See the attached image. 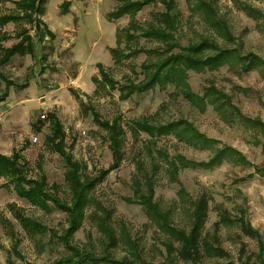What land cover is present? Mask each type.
Masks as SVG:
<instances>
[{
	"label": "rangeland",
	"instance_id": "obj_1",
	"mask_svg": "<svg viewBox=\"0 0 264 264\" xmlns=\"http://www.w3.org/2000/svg\"><path fill=\"white\" fill-rule=\"evenodd\" d=\"M63 1L46 0L43 12L34 15L41 22L42 32L43 26L53 32L52 38L45 35L40 40L34 23L26 20L9 22L1 27L8 38H0V45L10 47L17 43L20 40L17 33L27 29L34 41V53L15 55L7 65L0 67V71L14 83L8 88L7 97L0 102V153L8 156L14 149L20 150L27 164L28 177L45 174L49 184L61 186L59 197L68 199L64 162L45 142V137L51 133L48 113H55L61 122L67 151L86 166L85 173L92 175L108 168L112 158L107 133L93 121L88 109L95 110L102 120L107 121L120 115L126 133L123 160L98 183L94 197L112 211L111 223L118 237L124 234L135 242L137 251L147 262L168 263L162 245L163 235L140 205L126 200L133 194L131 177L135 172V159L139 151L144 155L140 144L148 139L142 133L139 142L133 141L128 122L149 115L158 123L186 119L207 137L218 140L220 145L234 147L250 163L258 166L264 163V137L257 136V139L254 131L237 118L223 119L209 103L200 110L183 95L175 93L171 85L155 87L121 100L118 87L143 78L141 64L160 58V44L141 36L134 41L126 39L121 29L128 26L129 16L109 20L108 13L122 0H68V9L61 5ZM174 1L180 17L176 35L180 45L210 38L221 47H236L241 54L253 53L264 60V0H213L218 16L227 22L234 36L233 43L213 35L209 25L188 8L185 0ZM243 5L259 11L261 17H250L242 9ZM13 9L11 1L0 0V15ZM162 11H165L163 4L154 1L137 12L134 20L144 27ZM116 47L121 51L119 62H115L116 57L110 51ZM98 64L117 82L116 89H108L99 81ZM188 83L199 95L213 86L230 98L241 114L264 122V69L258 67L241 72L239 66L229 68L224 65L216 71H189ZM5 89L4 81L0 80V94ZM42 114L46 117L41 118ZM38 119L44 120L40 131L34 127ZM35 137L36 141L33 140ZM158 145L166 147L171 154L180 153L195 161H206L209 156L208 151H198L170 136L158 139ZM156 180L154 199L164 209H171L175 225L185 229L190 227L188 203L178 196L180 187L192 199L201 193L209 198L205 232H213V223L220 220L221 212L231 219L230 224L222 225L219 230L220 244L229 256L226 259L204 257L198 264H225L228 261L264 264V176L252 167L225 161L212 170L183 169L178 173L179 182H171L163 172ZM11 203L58 235H62L67 226L65 213L59 210L45 213L31 206L0 178V264H50L67 255V250L56 237L52 240L46 235L38 242V237L27 235L12 217ZM3 218L9 219L14 226L22 258L10 250L12 240L2 224ZM241 218L259 233L261 241L240 231L238 219ZM119 241L116 248L107 249L102 234L87 219L73 235V244L80 249L93 251L97 256L110 254L118 259L129 249L122 238ZM175 263L193 264L177 259Z\"/></svg>",
	"mask_w": 264,
	"mask_h": 264
},
{
	"label": "trees",
	"instance_id": "obj_2",
	"mask_svg": "<svg viewBox=\"0 0 264 264\" xmlns=\"http://www.w3.org/2000/svg\"><path fill=\"white\" fill-rule=\"evenodd\" d=\"M5 1H11L14 4V9L12 12L0 15L1 39L8 38L5 31H1V27L9 22L15 23L20 20L34 23L35 28L39 31L37 36L40 40H43L45 35H49L50 38L54 37L53 32L46 26H43L44 32H42L40 20L34 17V15L43 12V5L46 0ZM154 1L161 2L165 11L156 14L153 21L144 27L137 24L134 20L137 12ZM185 2L193 13L200 15L204 22L209 25L213 35L222 38L227 43L235 41L227 22L218 16L217 7L213 0H185ZM61 5L68 9L70 2L64 0ZM242 9L252 18L261 17V13L249 5H243ZM125 15L130 17L128 26L121 29L126 39L134 41L137 36H141L158 42L161 48V56L155 61L141 64L143 78L139 82L130 80L118 87L121 100H126L133 94L146 93L155 87L165 88L171 85L175 93L183 95L186 100L200 110H204L209 103L223 119L235 120L234 118H237L238 121L254 131V136L257 139L260 136L264 137V122L262 120L241 114L232 105L231 99L213 86L207 88L203 95H199L191 90L188 83L189 71H216L224 65H228L229 68L239 66L241 72H249L258 67L262 70L264 69L263 59L253 53L241 54L236 47H221L216 40L210 38L188 43L185 46L180 45L176 40L180 17L174 0H122L116 8L108 13V18L115 20ZM17 35L20 39L17 43L10 47L0 45V67L7 65L15 55L23 56L34 53V41L29 36L28 30L22 29ZM110 51L112 56L116 57L115 62H119L120 49L116 47ZM98 66L99 81L105 84L108 89H116L117 82L109 77L101 64ZM0 80L4 81L6 87L5 91L0 94V102H3L7 97L8 88L14 83L1 71ZM88 110L91 111L93 121L106 131L112 158L108 168L100 169L95 175L85 173L86 166L74 159L73 155L67 151L65 132L55 113L51 112L47 115L50 119L51 133L45 137V142L64 162V184L68 188V199L59 197L61 186L56 183L49 184L45 174H40L37 178L28 177L27 164L20 150L14 149L8 156L0 153V178L5 180V184L10 186L18 197L45 213H51L54 210L65 213L67 226L63 229L62 235L49 230L44 224L28 216L21 207L14 203L9 204L11 215L27 235L33 238L38 237V242H41L40 239L46 235L52 240H55L56 237L61 242L68 253L50 264H154L147 262L139 254L136 243L131 241L128 236L124 234L121 237L117 236L111 223L112 211L105 208L94 197L93 192L98 183L103 181L112 170L120 166L123 160L126 133L120 115L111 121H107L102 120L95 110L91 108ZM42 121L44 120H37V125L34 126L36 131H40ZM128 128L133 141L136 143L139 142L142 133L147 135L148 139L140 144V150L144 152V155L142 156L139 151L140 156L138 155V158L135 159V172L131 177L133 194L132 198H126V200L140 205L150 222L163 235L162 245L169 262H162L161 264H176L175 259L183 262L189 261L193 264L200 263L204 257L226 259L229 254L220 244L219 230L222 225L230 224L231 219L224 212H221L220 220L213 223V232H205L209 198L205 193H201L192 199L180 187L178 196L179 199L188 203L190 227L185 229L175 225L171 209H164L154 199L157 176L163 172L171 182H179L178 173L183 169L212 170L225 161L252 167L256 173L264 176V163L260 166L253 165L240 151L232 146L220 145L218 140L207 137L191 122L183 118L158 123L150 115L142 116L130 120ZM169 136L198 151H208V159L195 161L180 153H169L166 147L158 145V139ZM262 148L264 150V145ZM86 219L102 234L107 249L116 248L120 238H122L124 244L129 246L126 255L120 259L110 254L97 256L93 251L80 249L74 245L73 235ZM238 223L240 231L245 236L255 238L258 242L261 241L259 233L249 223L244 222L242 218L238 219ZM2 224L12 240L10 250L17 257L22 258L18 250L20 240L14 231V226L6 218H3ZM122 227L124 228V226ZM25 264L31 263L26 262ZM225 264L233 263L228 261Z\"/></svg>",
	"mask_w": 264,
	"mask_h": 264
},
{
	"label": "built area",
	"instance_id": "obj_3",
	"mask_svg": "<svg viewBox=\"0 0 264 264\" xmlns=\"http://www.w3.org/2000/svg\"><path fill=\"white\" fill-rule=\"evenodd\" d=\"M41 118H45V114H42V115H41ZM33 140L36 141L37 138L35 137Z\"/></svg>",
	"mask_w": 264,
	"mask_h": 264
}]
</instances>
